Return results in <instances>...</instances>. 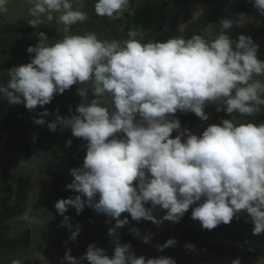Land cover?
Segmentation results:
<instances>
[{"label": "clouds", "instance_id": "obj_1", "mask_svg": "<svg viewBox=\"0 0 264 264\" xmlns=\"http://www.w3.org/2000/svg\"><path fill=\"white\" fill-rule=\"evenodd\" d=\"M7 3L0 0V14L7 12ZM26 3L33 29L44 19L56 20L64 26L63 36L50 42L39 31L38 43L27 48L30 62L6 72L0 97L9 105L23 104L35 111L51 103L54 95L80 85L81 102L70 118L57 115L46 122L47 109L33 118L34 124L46 125L49 131L60 126L86 141L85 157L51 147L56 156L65 158L64 168L73 177L66 189L78 193L57 200L54 207L63 217L60 227L71 231V241L77 239L81 226L72 230L65 215L69 208L79 215L88 206L108 217L106 223L115 222L107 233L111 256L93 242L79 258L67 249L59 264H176L164 255L137 256L134 240L132 245L120 241L119 230L129 223L127 216L121 218L125 212L133 221L160 226L164 221L179 223L191 207V219L207 230L246 213L245 222L254 225L253 235L264 234V122H238L233 115L254 116L264 107V81L255 79L264 76L259 45L250 36L229 35L233 26L247 23L245 13L221 19L214 39L199 34L185 39V31L184 37L178 32L166 41L142 43L135 31H129L123 42L100 39L95 32L72 33V25L88 19L73 0ZM129 4L130 0H95L93 7L97 16L116 20ZM253 7L264 16V0H254ZM208 25L202 29L204 35L213 30ZM210 104L231 118L208 125L202 134L182 128L175 117L178 111L192 112L208 121L205 107ZM7 137L0 135L3 140ZM71 144L65 142L66 147ZM69 159L79 168L71 169ZM161 210L165 214L158 218ZM131 231L145 244L152 240L150 232L141 236L139 229ZM177 243L170 238L155 247L163 252ZM185 247L195 250L191 243ZM36 255L40 264H49L42 252ZM11 264L21 261L14 259ZM231 264H241L240 258Z\"/></svg>", "mask_w": 264, "mask_h": 264}, {"label": "rangeland", "instance_id": "obj_2", "mask_svg": "<svg viewBox=\"0 0 264 264\" xmlns=\"http://www.w3.org/2000/svg\"><path fill=\"white\" fill-rule=\"evenodd\" d=\"M168 1L170 0H133L131 4L130 0L129 8L122 10L119 19L112 20L106 16L102 17L95 14L93 7L95 0H73L74 7H80L81 10L87 14L88 19L82 23L78 22L72 25L71 32L81 35L86 32H95L100 39H116L123 42L128 38L126 35V19L131 8L128 24L129 31H135L138 34L137 37L147 35L163 23L162 7ZM224 1L227 0H215L213 2L198 0L189 10H185L181 14H175L173 18H171L168 11V22L171 27L176 28L180 36L184 37V33L190 23H199V21L205 17L203 13L206 10ZM29 7L30 5L26 3V0H8L7 12L0 14L1 38L9 36L8 33L3 31L5 24H28V21L33 19L29 13ZM239 13H245L250 19L248 18V22L242 28L233 26V28L229 30L231 38L238 39L240 34L250 36L253 41L259 45V50H264V38L259 31L262 25V16L260 13L252 4L245 7L241 12H229V16L227 17L235 16ZM223 18V14L215 15L208 25L210 28L212 27L213 30L205 31V33H210L205 34V36L214 39L219 34V22ZM194 25L196 31H198V33L200 31L203 34L201 36L204 37L203 28H201L200 25ZM63 27L64 26L59 24L56 20L47 21L44 19V22L34 29L32 36L20 35L17 36L19 39L21 38L20 40L14 37L11 41L14 47L18 49H27L29 41L31 42V46H35L38 43L36 34L39 31H43L47 34L50 42H54L62 38ZM15 40L16 42H14ZM149 41H153V39ZM10 50L9 47L0 46V61L3 59L4 55H9ZM29 55L30 54H27L26 56L18 58L20 65L30 62L27 60ZM29 58H31V56H29ZM7 79V75L5 76L0 73V82H5ZM255 79L264 81V76L255 77ZM7 105L12 106L8 103ZM188 115L190 119L196 117L192 112H188ZM208 115L210 117L208 121L199 122L198 124L195 121L192 123L186 122L184 124L181 123V126L199 135L205 124L209 122L218 124L221 120V118H215L214 114L209 113ZM241 119L243 120L244 118ZM175 135L176 133L173 132V138ZM4 141L5 144L2 145ZM7 142H9L7 139L3 140L0 138V167L2 171V165L6 168L12 183H15L17 175H21L25 179L29 186V199L26 211L20 216L8 221L6 229L10 237L19 236L23 234L25 229H30L32 243L28 248H15L2 253L0 252V264H11L14 259L20 260L21 264H40L36 255L38 252H42L49 261V264H59V261L63 258L67 249L70 248L71 255L79 258L86 252L87 245L93 242L97 247L104 248L111 256L113 245L107 233L108 228L115 222L112 221L111 224L106 223V220L109 218L104 214L94 212V214L87 217L86 220L73 222L71 220L72 209L69 208L65 215L70 217V223L73 226L72 230H75L77 225L81 226V232L75 241L68 239L71 235V231L67 227H60L63 217L57 213L54 207L56 197L53 193L51 179L52 173L54 172L52 170V168H54L53 164L57 166L59 162H57V158L54 151L51 150V147H44L36 149L33 152H26L18 150L13 145L15 142H9L10 144H7ZM70 147L71 148H68L67 151L77 153L75 144L72 143ZM65 165L66 164L62 167L64 168ZM54 169H56V167ZM58 169L61 170L60 166ZM2 171L0 170V173H2ZM1 195L2 190L0 188V199ZM146 207H150V205H146ZM126 214L129 216L128 213ZM164 214L165 210H161L158 213V218L162 217ZM237 215L239 216L238 219L234 217L229 224L221 223L212 230L203 229L198 220L191 219V207L180 222L176 224L164 221L163 224L157 226L151 221L141 220L137 222L132 220V228L139 229L141 236L149 232L152 234V240L148 244L143 243L142 239L137 237L138 249L136 250V255H143L146 258L164 255L174 258L176 264H231V260H229L228 257L219 256L205 248H199L194 242L183 237L180 233L185 228H193L205 239L226 246L231 242L225 231V227H228L233 233L236 231L239 232L237 244L241 248H247L249 245L262 246L264 243V234L253 235L252 229L254 225L251 222H245L247 214L239 213ZM25 217L29 219H25ZM119 238L122 243H125V239L120 236ZM170 238L178 242L176 246L169 247L163 252H158L155 245L163 244ZM187 243L194 244L195 250H188L185 247ZM85 264H87L86 261ZM253 264H264V256L257 258Z\"/></svg>", "mask_w": 264, "mask_h": 264}, {"label": "trees", "instance_id": "obj_3", "mask_svg": "<svg viewBox=\"0 0 264 264\" xmlns=\"http://www.w3.org/2000/svg\"><path fill=\"white\" fill-rule=\"evenodd\" d=\"M176 2L174 7L165 8V17L166 23L164 28L159 32L154 34L152 37H148L147 39H142L143 42H148L150 39L153 41H166L170 37L178 36V31L175 27H171L168 22V11L171 18L174 17L175 14H179L184 12L185 10H189L191 6L198 0H174ZM208 2H213L215 0H204ZM133 0H131L132 4ZM254 3V0H227L216 6H213L206 10L203 15V19H199L198 22L190 23L187 27L185 33V39L190 38L194 33L199 35H203L200 31H196V27L194 24L200 25L201 28L208 25V23L215 17V15L223 14L224 17H227L229 12L243 11L245 7L250 6ZM181 5V6H180ZM131 15V13H130ZM164 19V17H162ZM262 25L260 28V34L264 38V16L261 19ZM195 27V28H194ZM194 28V30H193ZM3 31L9 34L8 37H0V46L1 47H9L10 53L9 55H4L3 59L0 61V73L7 75V71L15 66H19L18 62L21 56H26L27 49H18L13 46L12 38L19 39L20 35L32 36L34 29L29 24H5L3 27ZM127 35V34H126ZM128 36V35H127ZM143 36H148L143 35ZM140 36V37H143ZM206 39H211L204 35ZM21 39V38H20ZM19 39V40H20ZM18 40V41H19ZM16 42V40L14 41ZM31 46V42L29 41L28 47ZM7 53V52H5ZM30 56V55H29ZM28 56V62L31 58ZM258 58L264 60V50H258ZM80 85H73L70 89L66 90L63 94L54 95L51 103L40 107L37 106L35 111H29L21 105H12L8 106L6 101L3 98H0V135L3 133H7L9 137H7V141L15 142L13 144L18 150L33 152L36 149H41L44 147H58L64 150H68L65 142L67 140H71L73 144L76 145V152L82 157L86 155V141L82 138L73 137L71 134V130L67 128H62L60 126L57 127L55 132L49 131L46 125H36L33 123V118H39L37 115L40 112H43L45 109L50 113L49 116L44 117L46 122H51L55 120L57 115L61 117L70 118L72 114H75L76 106L81 102V97L77 93V89ZM71 108V112H70ZM58 110V112H57ZM206 114H214L215 118H224L230 119L231 117L225 112H217L215 105H206L205 107ZM219 114V116H218ZM176 118L180 120L181 123H192L193 121L204 122L201 121L197 116L195 118L190 119L188 112L182 113L177 112ZM237 117L238 122H252V123H260L264 122V107H262L261 111L255 114L254 116H244L241 117L239 114H233ZM241 118H244L243 120ZM210 124H215L214 122H209L202 127L201 133L206 127ZM35 137V140L33 139ZM7 142V144H10ZM5 144V142H4ZM56 156V153H55ZM57 162L59 165L54 166L56 169L52 168L54 171L52 173V184H53V193L57 200L61 198H68L70 196L77 195L72 190L66 189V185L71 183L73 177L69 174L66 168L62 166L66 164V160L61 155H57ZM60 166V169L58 167ZM3 171L0 173V188L2 190V195L0 199V252H5L15 248H28L31 243V230L25 229L23 234L15 237H10L8 235V231L6 226L8 221L20 216L23 214L28 207V199H29V186L25 179L21 175L16 176L15 183L10 181L9 174L6 168L2 165ZM67 167V165H66ZM69 167L71 169L79 168L77 161H70ZM83 198V197H82ZM98 199V196H97ZM72 209L71 220L73 222H81L86 217L92 216L94 214V210L85 206L81 214L77 215L74 208ZM125 216L128 217L129 223L125 225L122 229L119 230L120 237L125 239L126 243H131V240L135 241L136 250L138 249V241L137 236L132 233L131 229V217L126 213L121 214V218ZM225 231L228 239L231 241L229 245L223 246L220 243L205 239L200 233H198L193 228H185L181 231V235L183 237L188 238L190 241L194 242L199 248H205L210 252H213L219 256L228 257L229 260H233L237 257L240 258L241 264H253L252 257L264 256V243L262 246H251L249 245L247 248H241L237 244L238 240V231L231 232L228 227H225ZM133 238V239H132ZM136 254V253H135Z\"/></svg>", "mask_w": 264, "mask_h": 264}, {"label": "water", "instance_id": "obj_4", "mask_svg": "<svg viewBox=\"0 0 264 264\" xmlns=\"http://www.w3.org/2000/svg\"><path fill=\"white\" fill-rule=\"evenodd\" d=\"M182 1H185V0H182ZM174 6H175L174 3L170 2V1L166 2V4L162 7V14H163L162 16L164 17L163 23L160 26H158L156 29H154L148 36H143L142 37L143 39H147L148 37H152L154 34L159 33L163 29V27H164V25L166 23L165 8L174 7ZM130 13H131V8H130V11L128 13L127 19H126V34L127 35H128V32H129L128 24H129V19H130ZM137 38H140V37H137ZM0 170L2 171L1 167H0ZM132 251L134 252V248L132 249Z\"/></svg>", "mask_w": 264, "mask_h": 264}, {"label": "crops", "instance_id": "obj_5", "mask_svg": "<svg viewBox=\"0 0 264 264\" xmlns=\"http://www.w3.org/2000/svg\"><path fill=\"white\" fill-rule=\"evenodd\" d=\"M249 19H250V17H248ZM248 22V21H247ZM237 28H242V27H237ZM259 257H261V256H258V257H252V260H253V262L255 261V260H257V258H259Z\"/></svg>", "mask_w": 264, "mask_h": 264}, {"label": "bare ground", "instance_id": "obj_6", "mask_svg": "<svg viewBox=\"0 0 264 264\" xmlns=\"http://www.w3.org/2000/svg\"><path fill=\"white\" fill-rule=\"evenodd\" d=\"M73 158H74V156H73ZM78 158V157H77ZM69 161H73V159H69Z\"/></svg>", "mask_w": 264, "mask_h": 264}, {"label": "built area", "instance_id": "obj_7", "mask_svg": "<svg viewBox=\"0 0 264 264\" xmlns=\"http://www.w3.org/2000/svg\"><path fill=\"white\" fill-rule=\"evenodd\" d=\"M68 175H69V173H68Z\"/></svg>", "mask_w": 264, "mask_h": 264}, {"label": "flooded vegetation", "instance_id": "obj_8", "mask_svg": "<svg viewBox=\"0 0 264 264\" xmlns=\"http://www.w3.org/2000/svg\"><path fill=\"white\" fill-rule=\"evenodd\" d=\"M170 1H172V0H170Z\"/></svg>", "mask_w": 264, "mask_h": 264}]
</instances>
